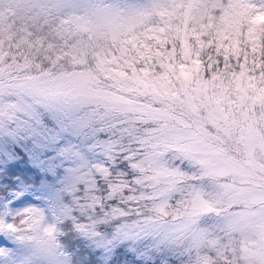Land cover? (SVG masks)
I'll use <instances>...</instances> for the list:
<instances>
[{"label": "snow or ice", "instance_id": "snow-or-ice-1", "mask_svg": "<svg viewBox=\"0 0 264 264\" xmlns=\"http://www.w3.org/2000/svg\"><path fill=\"white\" fill-rule=\"evenodd\" d=\"M0 264H264V0H0Z\"/></svg>", "mask_w": 264, "mask_h": 264}]
</instances>
